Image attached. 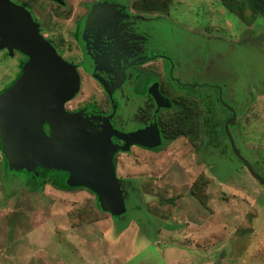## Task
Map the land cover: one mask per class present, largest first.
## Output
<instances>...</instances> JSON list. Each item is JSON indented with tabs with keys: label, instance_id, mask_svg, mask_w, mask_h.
Listing matches in <instances>:
<instances>
[{
	"label": "rangeland",
	"instance_id": "obj_1",
	"mask_svg": "<svg viewBox=\"0 0 264 264\" xmlns=\"http://www.w3.org/2000/svg\"><path fill=\"white\" fill-rule=\"evenodd\" d=\"M17 1L32 8L66 59H79L75 23L84 5L101 0ZM102 1L88 17L111 15L124 2ZM128 1L147 13L122 30L128 45L116 48L122 57L166 55L164 82L174 77L193 87L168 90L174 106L165 135L178 132L180 113L190 121L151 151L113 156L124 206L115 221L92 192L68 187L67 173L49 170L66 174L61 190L58 175L11 163L0 140V264H264V17L246 7L232 13L223 0ZM11 56L0 51V92L25 61ZM77 94L66 111L91 100ZM226 106L235 113L228 126L235 149L255 174L230 146Z\"/></svg>",
	"mask_w": 264,
	"mask_h": 264
},
{
	"label": "water",
	"instance_id": "obj_2",
	"mask_svg": "<svg viewBox=\"0 0 264 264\" xmlns=\"http://www.w3.org/2000/svg\"><path fill=\"white\" fill-rule=\"evenodd\" d=\"M41 31L23 6L0 0V50L5 49L9 55L16 52L26 59L16 81L0 93L1 149L14 165L26 163L67 173L68 187L89 190L100 209L112 218L120 217L124 213L123 191L115 178L113 156L132 145L146 149L159 146L158 131L154 127L155 136L148 142L141 133L128 135L113 130L108 123L112 115L102 119L86 117L83 110L66 111V103L78 93L79 76L75 66L62 59ZM150 94L157 102L163 101L156 88H151ZM226 109L231 113L224 125L230 146L252 173L228 131L235 113L230 107ZM99 120L104 123L101 132L90 134L87 127ZM113 136L124 145H114Z\"/></svg>",
	"mask_w": 264,
	"mask_h": 264
},
{
	"label": "flooded vegetation",
	"instance_id": "obj_3",
	"mask_svg": "<svg viewBox=\"0 0 264 264\" xmlns=\"http://www.w3.org/2000/svg\"><path fill=\"white\" fill-rule=\"evenodd\" d=\"M12 1L23 6L31 14L32 18L40 25L41 33L45 39L51 43L63 59L75 66L80 81L78 94L83 93L86 99L91 100H86L82 105L69 112L83 110L86 117L98 118L100 116L102 119L109 118L112 115L108 123L113 130L128 135L141 133L142 139L148 142L153 141L155 127L158 131V137L160 136V140L163 141L166 112L168 113V110L174 106L173 102L167 97L168 90L174 89L173 83L181 88L184 86L183 88H186V91H190L193 86L188 85V83H180L174 77L171 78V82H168V84L164 82L166 77L165 68L160 59L165 58L167 60L166 55L157 54L152 57H142L140 56L141 53L137 54L132 51L122 57L120 50L116 48L115 42H117V45H128L121 38L123 36L122 30L130 28V24L137 25L138 22L140 24V21L145 19L146 10H138L142 7L136 6V2L134 6L137 9L130 5V1L123 0V6L118 5L113 14L108 16L106 14L99 15L95 19L94 16L88 17L90 9L94 4H101L103 1L89 3V6L84 5L82 8L83 13L76 21L72 33V41L75 48L78 49L75 51H79V59L73 62L66 59L61 49L46 38L43 34L44 27L32 8L23 1ZM119 30L120 32H117ZM0 51H5V54L8 53L5 49ZM14 54L15 52L12 55ZM138 64H141L140 68L143 70V72L141 70L143 74L132 69ZM82 86L85 87L82 88ZM151 88L157 89L163 98L162 102H157L150 94ZM163 105L167 107L164 108ZM92 123L87 127V131L92 135L101 132L100 126L101 124L103 126L104 123L101 120ZM111 142L118 148L124 144L123 141L114 136L111 137ZM132 149L151 151L138 145H132L125 153H129ZM119 153L118 150L115 155Z\"/></svg>",
	"mask_w": 264,
	"mask_h": 264
},
{
	"label": "trees",
	"instance_id": "obj_4",
	"mask_svg": "<svg viewBox=\"0 0 264 264\" xmlns=\"http://www.w3.org/2000/svg\"><path fill=\"white\" fill-rule=\"evenodd\" d=\"M225 6H227L230 11H232V13H236L237 15H239L242 11H243V7H246L248 8L252 13L253 15H257V16H260V17H264V0H223ZM232 9V10H231ZM245 21H247L246 19H244ZM25 59V58H24ZM26 62V59L25 61L20 65V72L19 74L17 75L16 79L18 78V76L20 75L21 73V68H22V65ZM15 79V80H16ZM14 80V81H15ZM13 81V82H14ZM12 82V83H13ZM11 83V84H12ZM10 84V85H11ZM9 85V86H10ZM8 86V87H9ZM7 87V88H8ZM2 92V91H1ZM0 92V93H1ZM177 108H183V105H179L177 106ZM231 114V113H230ZM190 118H191V114L188 115V112H183V113H180V116L178 117V119L176 118L173 122H176V124L173 126V127H176L178 128V132L175 133V132H167L166 133V137H170V138H175L176 136H179L181 135V132L180 130H183L184 126L188 123V121H190ZM173 125V124H172ZM178 125V126H177ZM45 130L48 131V128L47 126H44ZM222 134L225 136V133L224 131H222ZM43 173L47 174V175H54V177L56 175H58L59 177H61L63 180H61L60 182L62 184L59 183V186L58 187V181L56 179V187L58 188H61V190H66L68 189L67 186H65V179H66V174H63L61 172H58V173H55L53 171H49V170H43L42 171ZM48 181V180H47ZM113 219V218H112ZM113 221H115V219H113ZM129 224V223H128ZM127 226V225H126ZM123 227V226H121ZM126 228V227H125ZM118 234L124 229L122 228H118Z\"/></svg>",
	"mask_w": 264,
	"mask_h": 264
},
{
	"label": "crops",
	"instance_id": "obj_5",
	"mask_svg": "<svg viewBox=\"0 0 264 264\" xmlns=\"http://www.w3.org/2000/svg\"><path fill=\"white\" fill-rule=\"evenodd\" d=\"M129 226H130V224H128V225L126 226V228H124L125 230L123 229L124 231H123V230H122V231H123V232H125V231H126V229H127V228H129ZM122 231H121V232H122ZM169 251L171 252V251H172V249H169Z\"/></svg>",
	"mask_w": 264,
	"mask_h": 264
}]
</instances>
